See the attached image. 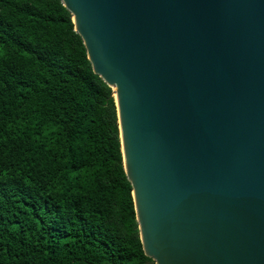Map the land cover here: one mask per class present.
Wrapping results in <instances>:
<instances>
[{
  "label": "water",
  "instance_id": "1",
  "mask_svg": "<svg viewBox=\"0 0 264 264\" xmlns=\"http://www.w3.org/2000/svg\"><path fill=\"white\" fill-rule=\"evenodd\" d=\"M113 88L143 249L264 264V0H63Z\"/></svg>",
  "mask_w": 264,
  "mask_h": 264
},
{
  "label": "trees",
  "instance_id": "2",
  "mask_svg": "<svg viewBox=\"0 0 264 264\" xmlns=\"http://www.w3.org/2000/svg\"><path fill=\"white\" fill-rule=\"evenodd\" d=\"M0 264H156L113 88L63 0H0Z\"/></svg>",
  "mask_w": 264,
  "mask_h": 264
}]
</instances>
